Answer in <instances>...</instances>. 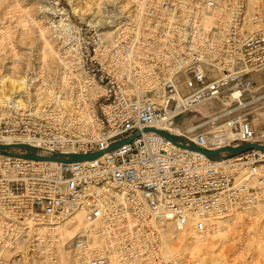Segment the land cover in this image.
<instances>
[{"label":"built area","instance_id":"1","mask_svg":"<svg viewBox=\"0 0 264 264\" xmlns=\"http://www.w3.org/2000/svg\"><path fill=\"white\" fill-rule=\"evenodd\" d=\"M247 1L99 0L85 18L47 2L53 64L0 30V146L21 149L0 151V256L55 258L80 212L76 264H187L166 262L157 214L200 234L264 202V151L230 150L264 147L245 98L264 75V0L251 16Z\"/></svg>","mask_w":264,"mask_h":264},{"label":"rangeland","instance_id":"2","mask_svg":"<svg viewBox=\"0 0 264 264\" xmlns=\"http://www.w3.org/2000/svg\"><path fill=\"white\" fill-rule=\"evenodd\" d=\"M254 1V10L252 9L253 11L250 15L254 13L258 2L261 0ZM47 2L56 3L58 7L70 13L74 0H0V30L5 28L22 30L17 40V45L27 50L34 51L36 56L38 49H29L20 42L24 41L28 43L30 39L39 40L41 38L39 32H37V24L41 25L43 28H48L47 22L50 16L45 12L43 13L41 10L42 5L47 8ZM46 38L52 42L56 49L48 33ZM0 49L1 55V46ZM25 57H27V55H22L23 59H25ZM4 61L5 57H3L2 54L0 56V64ZM15 70L14 67L11 68L8 75L2 76V79L8 81L10 84L11 75L14 74L13 77L15 78ZM254 81L255 86L252 89V94L246 95L245 98L250 102L248 108L249 120L258 136L259 144L264 146V75L262 73L256 74ZM206 110L201 109L200 111L201 113H205ZM178 122L182 124L183 119ZM258 204L259 205L248 210L243 209L235 211L228 217L214 219L219 221L215 226H213L209 220H206V231L185 243V246L188 245L186 247L189 248H179L181 250L172 251L168 254L165 250V242L161 241V245L163 244V254L165 252L164 257L170 260L172 257L178 256V258L184 260L187 264H264V202ZM60 230L62 241L66 238L64 235H72L71 227H61ZM161 239L162 237L160 235V240ZM70 242L71 241L62 246L58 236L55 245V247H57V254L55 258H50L51 261L48 262L45 258L34 255L31 256L21 249L19 252L11 249H4L1 251L0 264H60L59 258L62 260L72 257L69 252ZM184 248L185 251L183 250ZM140 264L154 263L142 262Z\"/></svg>","mask_w":264,"mask_h":264},{"label":"bare ground","instance_id":"3","mask_svg":"<svg viewBox=\"0 0 264 264\" xmlns=\"http://www.w3.org/2000/svg\"><path fill=\"white\" fill-rule=\"evenodd\" d=\"M254 2H255L254 0H248L247 1L246 13L249 16L252 15V14L250 15V13L254 10V5H255V4H253ZM46 9L47 8H45V6H43V5L41 6V10L43 13L44 12L47 13ZM72 12H73V14H76V15L81 16L83 18H85V15H87V14H93V15L97 16L98 14L101 13L99 10V0H83V1L74 0V3L72 5ZM59 15H63V14H58V16ZM51 19H52V17L48 18V21H50ZM33 21L34 20L32 19V22ZM36 23H38V22H36ZM22 26H25V25H22ZM37 26H38L37 32H39V35L41 38L39 40H31L30 39V41L28 43H25L24 41H21L20 43L23 45H26V47L29 49H32V48L38 49V53H37L38 59L41 60L42 62L49 61L51 64H53L57 58L56 57L57 50L54 48L52 42L46 38L47 33H48V28H43L39 24H37ZM19 37H20V35H19ZM22 39L25 40L24 38H22ZM2 54L3 53L1 52V55ZM11 68H13V67H11ZM13 75H11L10 86L11 87H17L18 84H17L15 78L13 77ZM12 151H14V153H16L17 155H20V153H21L20 148H14V150H12ZM257 205H259V204H256L255 206H257ZM255 206H253V207H255ZM253 207H251V208H253ZM251 208H249V209H251ZM235 211H240V210H235ZM235 211L231 212L228 216H230ZM214 219L215 218L205 219V224H206V220H209V222L213 226L217 225L219 223V221L214 220ZM155 224H156V227L158 228L160 235L162 237L161 241L165 242L164 246H165V250L168 254H170V252H172V251L181 250L179 248H183V247L189 248V247H186L188 245L185 246V243L189 242L192 238L199 236V234L193 232V230H192L193 225L192 224L187 226L183 231H178L176 229L174 223L170 219H168V217L166 216V214L163 211L160 212L159 214H157V216L155 218ZM61 227H63V228L71 227V229H72V231H71L72 235H70V234L64 235V237H66L67 239L65 238L63 241L61 240V234H60L61 233V230H60ZM86 227L87 226L83 222V214L80 212L76 213L71 218L60 223L58 226V230H59V240H60V243L62 244V246H63V244H67L69 241H71L73 235L79 229L86 228ZM182 245H184V246H182ZM185 248L183 249L184 251H185ZM62 250H63V248H62ZM162 250H163V244H162ZM164 254H165V252H164ZM165 259L167 261L169 260L167 258H165ZM45 260L47 262L51 261L49 256L47 258H45ZM59 261H60V264H75L76 263V261L74 260L73 257L64 258L62 260L59 258ZM51 264H54V263H51Z\"/></svg>","mask_w":264,"mask_h":264},{"label":"water","instance_id":"4","mask_svg":"<svg viewBox=\"0 0 264 264\" xmlns=\"http://www.w3.org/2000/svg\"><path fill=\"white\" fill-rule=\"evenodd\" d=\"M251 149L264 151V147H261V146L255 145V144L243 145L238 150H234V149H230V150L232 152H238V151H247V150H251ZM5 150H6V147L0 146V151H1V153L3 155H6V156H18L17 154L6 152ZM96 156H98V153L94 154V155H89V156H79V157H76L73 160L74 161H82V160H87L89 158H93V157H96ZM25 158L32 159V160H54V158L39 157V156H36V155H28V156H25Z\"/></svg>","mask_w":264,"mask_h":264}]
</instances>
